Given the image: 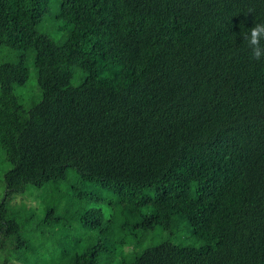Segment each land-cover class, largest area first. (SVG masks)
Listing matches in <instances>:
<instances>
[{
    "label": "trees",
    "instance_id": "1",
    "mask_svg": "<svg viewBox=\"0 0 264 264\" xmlns=\"http://www.w3.org/2000/svg\"><path fill=\"white\" fill-rule=\"evenodd\" d=\"M52 4L59 40L38 31ZM254 23L264 0H0V50L22 53L0 62V264H264V60L241 39ZM69 175L71 201L106 191L111 211L86 208L84 234L46 254L54 208L30 237L38 209L23 223L8 209Z\"/></svg>",
    "mask_w": 264,
    "mask_h": 264
},
{
    "label": "rangeland",
    "instance_id": "2",
    "mask_svg": "<svg viewBox=\"0 0 264 264\" xmlns=\"http://www.w3.org/2000/svg\"><path fill=\"white\" fill-rule=\"evenodd\" d=\"M54 1V0H53ZM57 8H54V4L51 7V13L47 14L38 25V31L45 34L55 40H59L66 35L67 24L61 20L53 18L56 16ZM22 54L21 52H7L5 50H0V62H12L16 61L17 57ZM27 68L29 70V79L25 86L16 88V94L22 100L23 105L28 108L33 103L40 100V91L36 83V70L32 64V59H27ZM120 67L118 65L112 66L109 71L102 72L101 77L114 76ZM75 76L72 84L77 85L80 80H77V72L74 70ZM10 166L6 163L4 153L0 149V203L5 195V184H4V173L8 170ZM73 174V173H72ZM71 175V174H70ZM70 175L68 180L64 181H49L46 182L41 188H29L25 193L14 196L11 202V207L8 209V218L19 216L18 220L23 223L25 221V215H29L22 208L26 209H38L35 212L34 217L27 222V224H21L23 226V232L28 229L31 233L37 234V225L40 218L43 215V209L45 207H52L55 210V222L51 227L44 228L43 231L47 234V239H45L46 249L41 251L46 254L52 251L57 240L62 238H74L78 239L84 234L81 225L78 221V214L84 211L86 208H96L101 209L105 214L110 213L111 205L108 204V200H111V194H106V191H102L100 203H78L70 200L71 191H68V187L71 185ZM75 176V175H74ZM86 191H96L99 190L92 188L91 185L85 187ZM32 193L33 195H30ZM37 196V198H36ZM105 201H103V199ZM145 213H149L146 210ZM38 217V218H37ZM28 218V217H27ZM188 224L175 219L173 233L171 237V242L174 244H183L186 241ZM34 236V235H33ZM39 236V235H38ZM166 237V234L162 235ZM86 238V237H85ZM90 240V238H89ZM146 246V244H145Z\"/></svg>",
    "mask_w": 264,
    "mask_h": 264
},
{
    "label": "clouds",
    "instance_id": "3",
    "mask_svg": "<svg viewBox=\"0 0 264 264\" xmlns=\"http://www.w3.org/2000/svg\"><path fill=\"white\" fill-rule=\"evenodd\" d=\"M243 44L251 50V59L264 60V23H254L246 32L241 33Z\"/></svg>",
    "mask_w": 264,
    "mask_h": 264
}]
</instances>
